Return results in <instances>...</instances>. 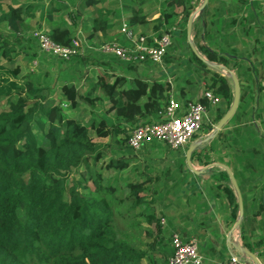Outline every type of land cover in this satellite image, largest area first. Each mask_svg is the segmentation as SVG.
Returning a JSON list of instances; mask_svg holds the SVG:
<instances>
[{"label":"trees","instance_id":"16d2710c","mask_svg":"<svg viewBox=\"0 0 264 264\" xmlns=\"http://www.w3.org/2000/svg\"><path fill=\"white\" fill-rule=\"evenodd\" d=\"M66 1L0 0V22L11 29L0 32V56L8 61L23 41L30 43L33 58L39 54L47 58L40 53L33 35L27 39L20 34L39 10L38 29L58 43L70 45L80 27L87 33L83 53L69 60L52 58L65 65L53 86L33 72L23 74L19 65L12 68L0 63V100L8 101L0 110V264H167L174 252L173 231L161 222L165 215L162 197L176 188L177 179L184 173L188 145L173 149L153 140L135 150L129 138L136 125L163 121L162 113L171 98L183 106L192 101L207 105L202 126L209 130L230 108L232 79L212 65L230 69L229 56L203 42L211 32L210 0L192 27L193 42L207 61L195 53L187 37V23L200 0L196 4L194 0H164L159 17L153 21L154 35L160 37L172 30L181 16L179 30L172 32V44L162 62L184 68V86L176 87L161 77L129 78L116 71L117 67L133 70L138 64L157 63L127 62L96 49L103 42L127 43L120 32H114L123 20L133 27L149 23L142 7L147 0H83L78 7L74 6L79 0ZM101 3H106V12ZM134 4L140 6L135 8ZM91 6H96V14L81 25L82 9ZM121 6L132 12L130 17L122 18ZM100 32L105 39L95 43ZM241 70L235 71L241 91L232 118L237 126L229 132L228 141L237 147V156L248 161L264 159V138L258 137L254 123L264 115V87L258 77H248V69ZM94 72L95 76L90 75ZM202 82L220 98L218 105L213 106L203 95L196 96ZM262 124L264 127V120ZM226 134L225 130L217 131L216 141ZM238 140L246 145L240 148ZM209 150L203 147L193 152L191 159L208 164ZM153 156L160 157L159 163ZM243 171L255 177L259 170L247 165ZM125 172L129 178L120 179ZM76 173L79 178L74 177ZM221 175L225 182L215 188L236 220L237 195L228 172L223 170ZM234 175L240 179L236 167ZM239 188L247 220L248 205L252 201L256 204V199L248 198L242 180ZM122 189L127 190L125 195L119 192ZM258 202L261 208V200ZM117 216L128 220L142 239L150 240L138 241L139 234L120 230Z\"/></svg>","mask_w":264,"mask_h":264},{"label":"crops","instance_id":"0c3cea01","mask_svg":"<svg viewBox=\"0 0 264 264\" xmlns=\"http://www.w3.org/2000/svg\"><path fill=\"white\" fill-rule=\"evenodd\" d=\"M79 1L75 3L76 6L74 7L82 6L83 0ZM163 1L147 0L142 5L144 12L148 15V20L154 21L159 17ZM66 2L70 4L69 0ZM105 5L106 3L99 5L103 7L104 12L107 11ZM133 6L138 8L140 5L134 4ZM147 6L148 8H145ZM84 8V10H88L85 11V14L82 11L81 25H84L97 11L96 6ZM194 11L195 9L191 12V15ZM201 13L194 17L193 22ZM210 13L211 17L208 19L210 20L211 32L206 38L204 37L203 42L213 51L229 56L230 65L234 67V69L232 67L229 69L224 65L217 64L223 66L222 69H219V72L231 78L227 69L236 76L235 71L237 69H242V72L248 69L251 74L248 77L251 80L258 77L260 79L259 85L264 87V0H210ZM121 14L122 18L126 19L131 16L132 12L123 10L121 6ZM150 21L149 23L135 25V30L149 36L154 35L152 27L148 25ZM178 24L181 25V16L172 28L179 30ZM203 24L205 23L203 22ZM114 32L118 34L120 27ZM194 37L195 32L192 28L188 41L190 44H194L199 55L207 61L206 55L201 53L193 42ZM104 39L103 34L100 32L94 41L98 43L104 41ZM184 54L182 61L185 63L187 57ZM239 63L241 64L239 65ZM116 71L119 72L118 74H124L129 78L139 76L149 80L150 78L161 77L163 81H169L175 87L184 86L187 77L184 68H177L172 63L163 65L142 63L136 65V69L133 70H122L117 67ZM244 77L247 76L244 74ZM201 86L200 93L196 95L197 97L202 95L204 82ZM263 120L264 115L254 121L259 138H264ZM235 126H237V123L230 119L221 129L227 131V137L221 138L218 142L216 141L217 132L213 133V131H208L206 136L197 137V139L203 141L196 147L194 152H198L203 147H208L210 148L211 160L208 164H204V161L198 160L199 158L196 161L191 159L192 166L198 172L193 171L186 161L184 173L176 181V188L169 195L162 197L164 201L161 204V209L165 213L163 216L165 223L163 225L169 231L180 234L183 239H198L200 252L204 257L202 264H221L230 252H236L235 249L229 246L230 242L241 243L249 248L256 253L260 262L264 264V159L258 157L253 161L252 159L248 161L246 158L237 156L239 154L235 152L237 147L232 144L231 140L228 141L231 138L229 132H232ZM223 140H227V142L223 144ZM238 145L242 148L246 144H242L241 140H238ZM261 147L264 149V142ZM187 150H185V156ZM247 165H252L259 170L255 177L251 173L243 171V167ZM234 167H236L240 179L235 178ZM223 170L232 173L238 188L239 180H242L248 189L246 190L248 198L250 200L256 199V204L252 201L248 205V219L244 220L243 214L238 225L239 210L237 219L233 220L224 196L215 188L216 185L225 182L221 175ZM229 180L236 192L239 203V195L230 175ZM251 186L253 190L249 191ZM258 199L261 200V208ZM256 212L257 214H254Z\"/></svg>","mask_w":264,"mask_h":264},{"label":"built area","instance_id":"2783aa9c","mask_svg":"<svg viewBox=\"0 0 264 264\" xmlns=\"http://www.w3.org/2000/svg\"><path fill=\"white\" fill-rule=\"evenodd\" d=\"M194 4L197 0L193 1ZM198 6L195 7V9ZM162 36L139 33L133 26L123 20L120 33L127 43L118 40L105 42L96 49L105 54L115 55L127 62L150 61L162 64L168 48L172 44V32ZM35 37L40 53L50 58L69 60L71 57L83 53L86 40L77 33L70 45H63L54 41L44 30H36ZM151 38V40H149ZM202 95L210 104L216 106L220 98L210 89L203 88ZM163 114V121L157 123H141L134 127L129 138V144L135 150L153 140L167 144L173 149L183 148L192 142L195 135L202 128L208 107L205 104L192 101L183 106L178 100L171 98ZM165 223V219H161ZM171 245L173 254L168 258L167 264H202L203 256L200 252L199 241L196 238L183 239L180 234L173 233ZM221 264H249L246 258L237 252H230Z\"/></svg>","mask_w":264,"mask_h":264},{"label":"rangeland","instance_id":"374dc122","mask_svg":"<svg viewBox=\"0 0 264 264\" xmlns=\"http://www.w3.org/2000/svg\"><path fill=\"white\" fill-rule=\"evenodd\" d=\"M8 4V3H7ZM145 8H148L145 7ZM85 8L82 9V11L85 14V11H87L88 9L84 10ZM39 13L40 10L37 12L36 14V18L35 19H31L28 20L25 24V27H23L20 30V34H22L23 36H25L27 39H30V36L33 35L34 39L36 40V43L38 45L37 39L35 37V32L38 29L39 23H38V18H39ZM154 15V14H153ZM55 18H57V15ZM157 16V15H156ZM67 19L71 22V17L66 16ZM46 22L44 21L43 24H45ZM150 27H153V21H150V24H148ZM11 29L9 27L6 26L5 23H1L0 22V32H4L7 33L8 31H10ZM78 33H81V36L85 39L87 37V33L84 31V29L82 27H80V29L77 31ZM13 39V38H12ZM104 43V42H103ZM20 45L17 47V50L19 49V51H13L12 52V61H8L6 58L1 57L0 56V63H7L9 67H16L17 65H19L21 67L22 73L23 74H27L29 72H33L34 74H37L40 76V79L42 82H44L45 84H48L49 86H53L55 85V82L58 80V77L61 75V69L65 68L64 64H60L58 61L53 62L52 58L47 57V58H43L40 57V54L38 57L33 58L32 57V51L30 49V46L28 42H20ZM39 48V47H38ZM90 75L95 76V72L91 73ZM89 83V81L87 82V84ZM200 93V91L197 93V95ZM54 96V98H56V100L58 99V94L56 93ZM8 106V101L6 99H1L0 100V110L6 108ZM79 111H77L76 113H78ZM211 132L212 130H209L208 127L206 125L202 126V128L200 129V131L195 135V137L192 140H196L197 137H202V136H206L207 132ZM191 144V142L188 144L187 148L189 147V145ZM153 159L155 158L156 163H159V158L157 156H153ZM140 161H142L144 166V159L143 157H140L139 159ZM138 161V160H137ZM100 165V162L98 164V166ZM95 168V167H93ZM129 172V171H128ZM107 175V173L105 174ZM129 173L125 172L124 174L120 175V179L122 178H129ZM75 178H79V174L76 173L74 174ZM122 195H125L127 190L126 189H122L121 191H119ZM116 223L117 226L119 227L120 230H123L125 232L128 233H132L133 235L139 234V237L137 238L138 241L139 240H143V242H147L150 239L149 238H144L142 239V235H140L139 231L132 229L129 227L128 224V220H124L122 218H119L118 216L116 217ZM145 226V224H143ZM142 242V243H143ZM142 247H144V244L142 245Z\"/></svg>","mask_w":264,"mask_h":264},{"label":"water","instance_id":"95a60500","mask_svg":"<svg viewBox=\"0 0 264 264\" xmlns=\"http://www.w3.org/2000/svg\"><path fill=\"white\" fill-rule=\"evenodd\" d=\"M209 0H202L200 5L195 9V11L193 12V14L190 16L189 18V21H188V25H187V32H188V37L191 36V30H192V23H193V19L194 17L197 15V14H200L207 6ZM191 46L193 48V50L195 51L196 54L199 55V53L197 52L195 46L193 43H191ZM202 59H204L201 55H199ZM214 67L216 68H219V69H222L223 66H220V65H217V64H212ZM227 72L230 73V76L232 78V81H233V85H234V95H233V101H232V104L230 106V108L227 110V112L224 114V116L219 120V122L215 125V127L213 128V133H216L217 131L221 130L226 124L227 122L232 119V117L234 116L238 106H239V102H240V82H239V79L238 77L230 72V70L227 69ZM203 140L201 139H196V140H193L191 142V144L189 145L188 147V150H187V153H186V161H187V164L188 166L195 172H198L196 171V169L192 166V163H191V158H192V154L194 152V150L196 149V147L202 143ZM229 172V175L232 179V182L235 186V189L239 195V218L237 219V225L240 224V221H241V218L244 214V206H243V199H242V196H241V192L238 188V185L234 179V176L232 175V173L230 171ZM231 248L235 249V251L244 256L247 260V262L249 264H262L259 260V258L257 257L256 253L253 252L252 250H250L249 248L243 246L241 243H233V242H230V245H229Z\"/></svg>","mask_w":264,"mask_h":264}]
</instances>
